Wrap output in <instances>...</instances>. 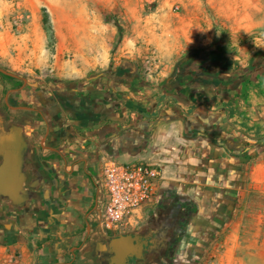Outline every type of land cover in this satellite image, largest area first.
Masks as SVG:
<instances>
[{"label": "crops", "instance_id": "1", "mask_svg": "<svg viewBox=\"0 0 264 264\" xmlns=\"http://www.w3.org/2000/svg\"><path fill=\"white\" fill-rule=\"evenodd\" d=\"M201 62L169 76L158 95L159 115L145 109L130 114L136 80L122 69L78 88L71 105L57 98L56 117L42 110L44 116L25 122L29 198L21 207L1 202L9 203L12 234L35 237L27 246L20 241L25 255L39 249L33 264H109V243L90 224L100 156L161 170L156 203L147 213L171 195L213 209L217 218L237 212L243 191L264 200V66H244L243 73L216 74L218 79ZM35 195L40 204L32 205ZM255 249L246 264H264V225Z\"/></svg>", "mask_w": 264, "mask_h": 264}, {"label": "rangeland", "instance_id": "2", "mask_svg": "<svg viewBox=\"0 0 264 264\" xmlns=\"http://www.w3.org/2000/svg\"><path fill=\"white\" fill-rule=\"evenodd\" d=\"M202 60L201 68L216 74L264 66V0H0V69L23 83L13 90L14 83L0 81V130L24 128L42 110L50 116L57 98L71 105L78 88L122 69L136 80L130 114L159 115L169 76ZM243 192L237 212L223 218L192 201L198 210L178 264L247 263L261 238L264 200ZM8 204L0 202V264H33L39 249L25 255L20 241L27 246L35 237L12 234Z\"/></svg>", "mask_w": 264, "mask_h": 264}, {"label": "built area", "instance_id": "3", "mask_svg": "<svg viewBox=\"0 0 264 264\" xmlns=\"http://www.w3.org/2000/svg\"><path fill=\"white\" fill-rule=\"evenodd\" d=\"M98 197L90 216L98 232L119 234L135 231L147 210L156 203L163 178L161 170L149 163H121L100 156Z\"/></svg>", "mask_w": 264, "mask_h": 264}, {"label": "flooded vegetation", "instance_id": "4", "mask_svg": "<svg viewBox=\"0 0 264 264\" xmlns=\"http://www.w3.org/2000/svg\"><path fill=\"white\" fill-rule=\"evenodd\" d=\"M48 110L54 117L59 114L49 107ZM33 201L35 202L32 205L40 204L37 195ZM190 202L192 201L171 195L159 202L155 210L148 212L144 220H148L152 225L133 233L140 235L141 242L146 244L143 245L141 255L137 252L139 257L129 256L126 264H178L179 250L185 245L189 227L198 210L197 207H191ZM42 208L41 206L40 210L44 211ZM97 233L104 237L106 243L115 235L98 231Z\"/></svg>", "mask_w": 264, "mask_h": 264}, {"label": "water", "instance_id": "5", "mask_svg": "<svg viewBox=\"0 0 264 264\" xmlns=\"http://www.w3.org/2000/svg\"><path fill=\"white\" fill-rule=\"evenodd\" d=\"M0 71L5 72L1 69ZM30 85L37 87V84ZM27 150L28 143L24 139L21 127L0 130V202L3 198H7L17 207L27 203L29 193L24 190L25 174L23 172L24 156ZM144 244L146 242H141L138 234H123L110 238L109 248L112 256L109 264H126L129 256L139 257Z\"/></svg>", "mask_w": 264, "mask_h": 264}, {"label": "trees", "instance_id": "6", "mask_svg": "<svg viewBox=\"0 0 264 264\" xmlns=\"http://www.w3.org/2000/svg\"><path fill=\"white\" fill-rule=\"evenodd\" d=\"M44 24H45V31L47 33V36L49 38L50 41L54 40V35H53V30L52 27L50 25V19H49V15L47 12H45V18H44ZM117 27L119 28V33L120 36L123 35V29L122 27L119 25L118 22H116ZM248 71V70H247ZM175 74H178V72H176ZM214 75L215 78L221 79V77L219 75H216V73H209L208 76ZM0 81L3 84H7V83H14V85L12 86L13 90H19L23 87V83L20 79H16L15 76L9 75L5 72L0 71ZM9 90H5V94L8 93ZM10 129V128H9ZM8 130V129H7ZM1 161V159H0ZM189 205L193 208L196 207V205L192 202L189 203Z\"/></svg>", "mask_w": 264, "mask_h": 264}]
</instances>
